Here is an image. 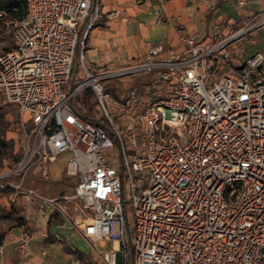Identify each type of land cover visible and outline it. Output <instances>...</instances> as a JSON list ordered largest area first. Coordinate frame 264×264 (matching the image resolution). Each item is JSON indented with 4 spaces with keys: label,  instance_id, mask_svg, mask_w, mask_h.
I'll use <instances>...</instances> for the list:
<instances>
[{
    "label": "built area",
    "instance_id": "2783aa9c",
    "mask_svg": "<svg viewBox=\"0 0 264 264\" xmlns=\"http://www.w3.org/2000/svg\"><path fill=\"white\" fill-rule=\"evenodd\" d=\"M25 2L0 53V95L17 109L25 142L0 188L18 177L23 192L32 169L47 179L69 153L70 199L84 217L75 226L93 243L112 242L103 264H264V51L237 49L264 28V10L247 29L226 33L217 22L209 40L180 29L179 50L155 42L110 66L85 54L102 0ZM217 3L205 0L213 11ZM86 91L89 115L73 102ZM24 194L41 214L59 208Z\"/></svg>",
    "mask_w": 264,
    "mask_h": 264
},
{
    "label": "crops",
    "instance_id": "0c3cea01",
    "mask_svg": "<svg viewBox=\"0 0 264 264\" xmlns=\"http://www.w3.org/2000/svg\"><path fill=\"white\" fill-rule=\"evenodd\" d=\"M216 1L217 8L213 11L205 0H102V16L86 34L88 62L119 66L143 55L155 42H163L168 50L177 51L180 29L209 40L215 23L229 33L264 10V0H244L242 9L239 0ZM8 30L0 26V53L12 46ZM258 31L261 33L255 36ZM258 31H254L253 38L244 36L238 40L237 49L242 57L257 49L264 51V28ZM65 154L69 159L70 154ZM59 157L49 164L47 179L39 167L32 169L23 192L13 187L18 177L9 179L6 187L0 188V264H103L99 252L113 244L93 243L73 226L72 219H83L70 199L75 186L61 177L68 159L57 167ZM29 189L55 198L59 208L50 207L45 215L41 214L38 200L24 194ZM15 193L18 196L12 201Z\"/></svg>",
    "mask_w": 264,
    "mask_h": 264
},
{
    "label": "rangeland",
    "instance_id": "374dc122",
    "mask_svg": "<svg viewBox=\"0 0 264 264\" xmlns=\"http://www.w3.org/2000/svg\"><path fill=\"white\" fill-rule=\"evenodd\" d=\"M21 1L25 8V0H21ZM7 20H8L7 16L0 17V26L5 28V30L8 29L7 24L4 23ZM242 28L247 29L248 27H245V25L244 26L239 25V26H235L234 30L236 31ZM7 33L10 34L9 30L7 31ZM253 33L254 31L249 30L247 31L245 36L248 39L253 38L255 34H257L255 36H258V34H260L261 31H258L255 34ZM73 102L75 103V105L81 106L83 108V111L87 115L95 111V106L93 105L94 104L93 96L89 93V91H86L82 94L75 96ZM26 129H31V126H27ZM24 142H25L24 129L22 127V121L17 112V109L8 103H5L2 99V96L0 95V170L5 171L13 167L19 161L23 150ZM59 156H60L59 160L55 165L57 167L63 166L64 165L63 163L68 159V154L62 153ZM61 175L64 181L71 184L72 187L75 186L77 182V178L67 177L65 175V172H62ZM127 208L128 210H130L129 205L127 206ZM82 219H84V217H82ZM71 221L73 226H75V218L72 219Z\"/></svg>",
    "mask_w": 264,
    "mask_h": 264
},
{
    "label": "trees",
    "instance_id": "16d2710c",
    "mask_svg": "<svg viewBox=\"0 0 264 264\" xmlns=\"http://www.w3.org/2000/svg\"><path fill=\"white\" fill-rule=\"evenodd\" d=\"M26 12L21 0H0V16H7V19L21 18ZM86 41V38H85Z\"/></svg>",
    "mask_w": 264,
    "mask_h": 264
}]
</instances>
